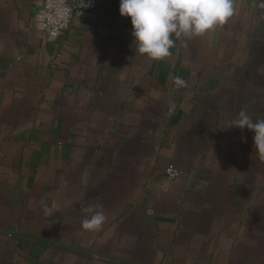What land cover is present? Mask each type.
Here are the masks:
<instances>
[{"label": "crops", "instance_id": "crops-1", "mask_svg": "<svg viewBox=\"0 0 264 264\" xmlns=\"http://www.w3.org/2000/svg\"><path fill=\"white\" fill-rule=\"evenodd\" d=\"M119 5L48 42L42 0H0V264H264V161L228 128L264 118V0L159 61Z\"/></svg>", "mask_w": 264, "mask_h": 264}, {"label": "clouds", "instance_id": "clouds-1", "mask_svg": "<svg viewBox=\"0 0 264 264\" xmlns=\"http://www.w3.org/2000/svg\"><path fill=\"white\" fill-rule=\"evenodd\" d=\"M119 12L131 19L136 52L159 61L171 54L170 49L175 46L173 36L176 39L202 36L224 25L233 15L234 7L233 0H120ZM176 82L185 84L179 77ZM232 125L228 128L254 132V148L259 160L264 161V118L254 122L242 110ZM82 211L90 214L82 220L84 230L97 231L107 220L100 203L88 204Z\"/></svg>", "mask_w": 264, "mask_h": 264}, {"label": "built area", "instance_id": "built-area-1", "mask_svg": "<svg viewBox=\"0 0 264 264\" xmlns=\"http://www.w3.org/2000/svg\"><path fill=\"white\" fill-rule=\"evenodd\" d=\"M98 5L99 0H42V8L37 13V18L44 26L46 40L55 42L60 39L68 32L74 18L96 19ZM165 173L174 179L179 175V170L174 165H169Z\"/></svg>", "mask_w": 264, "mask_h": 264}]
</instances>
